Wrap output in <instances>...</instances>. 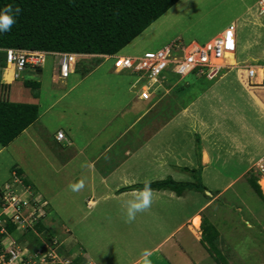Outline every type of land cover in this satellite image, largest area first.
<instances>
[{"label": "rangeland", "instance_id": "rangeland-1", "mask_svg": "<svg viewBox=\"0 0 264 264\" xmlns=\"http://www.w3.org/2000/svg\"><path fill=\"white\" fill-rule=\"evenodd\" d=\"M261 1L180 0L117 54L139 56L147 51H157L176 41L184 46L193 42L205 44L230 25L234 24L237 27L239 47L236 52V62L235 65L226 62L234 67L222 70L217 78L210 81L197 78L195 74L182 78L170 73L169 70L165 71L163 77H168L167 81L172 79L173 83L166 81V85L165 83L161 85L160 81L154 87V89L159 88L161 101L150 114L151 129L136 137L135 134L133 137L131 134L126 135L127 140H138L139 143L153 141L159 136V132L156 134V129L176 125L177 129H182V132L184 128L183 133L179 130L183 144L190 142L196 145L199 147L198 152L202 150L204 136L207 138L209 135L213 138L211 144L217 149L214 160L205 161L204 164L201 162L194 168L201 170L203 183L209 190L206 194L200 195L195 191L192 192V199L199 201L200 204V212L194 218L193 226L196 228L194 235L200 238L204 220L214 225L220 234L216 243L217 249L227 264H264V203L249 183L251 178H255L262 191L264 190L262 187L264 184V162H262L264 160V86L255 89L251 86L248 88L243 86L236 66L264 64V7L261 6ZM100 62L114 65V58L107 60L94 57L79 58L77 74L67 81L53 82V78L57 75L54 70L57 61L52 56L48 57L42 75L23 72L14 83L12 80H7L6 76L1 78V82L13 83L9 85L8 93L12 102L36 104L40 101L38 103L40 120L33 131L45 127L42 131H38V135L34 134V139H27L21 145L17 142V145L12 143L7 148L0 145V188L10 187V194L15 195L17 200L29 198L26 193L32 194L33 201L37 203L38 200L41 204L37 207L32 201L29 206L35 207V216L44 218L43 223L46 227L43 233H38L35 221L32 226L24 229H19L21 227L17 226L15 234L4 237L2 243L6 251L11 253L14 251L10 261L5 264H27L28 260L21 263L22 257L27 254L34 256L37 251L48 253L50 249L60 254L62 248L68 249L67 255H70V252H78L81 248L86 251V256L89 254L91 257V260L86 259V262L96 263L97 259L100 264H111L114 261V251L123 248L121 245L132 248L134 244H140L136 238L139 235L137 229L130 227L128 224L131 223H126L122 218H114L109 207L91 210L90 213L87 206L93 207L90 202L93 199L88 198L84 202L83 200L96 183L89 181L79 162L68 167L63 165V161L69 159L73 152L65 144L64 147L67 149L63 151L62 145L59 146L53 139L62 128L67 134L66 128L69 125L77 131L78 138L82 135L91 136L94 130L86 123L101 119L104 111L100 109L99 103L113 102L110 95L107 99V95L104 94L100 101H93L95 94L80 95L82 87L69 91L78 76H83L86 70ZM8 77L12 78L10 72ZM112 77L118 80L119 77L124 76L113 74ZM132 79L136 78L133 76ZM28 80L40 82L41 88L37 91L26 88L24 82ZM142 91L141 88V93ZM203 92L207 96L199 100L197 104L199 113L198 110L196 112L201 122H205L203 127L209 128L206 130L202 127L203 134L198 131L192 132V126L186 115H183L186 117L182 116L181 128L180 120L176 119L178 113L183 112L181 108L186 110L189 104ZM174 94L179 95L176 103L171 99ZM37 96L41 100L37 101ZM0 98L6 99V93H1ZM192 114L196 115L195 111ZM41 134L42 141L39 140ZM100 138L101 136L98 140ZM110 154H107L106 158ZM73 156L75 157L76 154ZM17 169L26 171L28 178L25 174L23 178L35 182L44 196L54 195L60 213L56 210L51 212L49 203L44 200L42 194L34 188L31 181V187L26 186L22 177L16 174ZM80 180L85 182L84 189L79 192L71 191L69 185ZM182 182L195 183V180L189 174V178H184ZM48 199L50 201L51 198ZM192 205H195V201ZM1 206L0 203V214ZM192 208L191 210H194ZM8 218L2 217L1 225L7 223ZM30 220H27V223L30 224ZM61 225H65V228L58 235L56 227ZM185 235H187L185 230L178 235V239H181L182 251L178 248L172 249L175 243L170 242L162 248L160 254L169 257L177 255L172 257L171 261L174 263H178V256H182L181 260L186 259L178 264H192L191 259L194 262L198 259L201 264L214 263L213 259L203 263V256L210 255L207 247L203 242L192 243ZM60 237L66 238L62 245ZM51 250L49 253H52ZM14 255L17 259L13 263ZM63 257L65 256L60 255L61 259ZM67 259L77 258L71 256Z\"/></svg>", "mask_w": 264, "mask_h": 264}, {"label": "crops", "instance_id": "crops-1", "mask_svg": "<svg viewBox=\"0 0 264 264\" xmlns=\"http://www.w3.org/2000/svg\"><path fill=\"white\" fill-rule=\"evenodd\" d=\"M223 32L217 34L214 38L220 36ZM84 56L100 58L102 60L111 59L112 57L94 55ZM45 66L46 65L37 69H28L24 72L42 75ZM4 67L0 66L1 78H4L6 73L10 70L9 67L4 71ZM78 67L77 62L74 73L71 74L68 79H60L59 74L57 73L53 78V82H57L58 80H70L72 76L77 74ZM54 70L57 72V64L55 65ZM86 71L83 76H78V78H76L77 80L72 83L69 91H72L76 87H82L80 90V93L81 91L82 93L80 95L89 96L95 94L93 101H100L104 94L107 95L106 98L108 99L110 98V95L113 98V102L111 104H107L106 102L103 104L99 103V107L104 111L105 115L103 113L101 119H98L95 122L86 123L88 127L94 130L91 136L82 135L81 138H78L77 131L74 127L69 125L66 128L68 130L67 134L63 128L59 131L63 132L65 135L63 141H58L56 139V134L53 136V139L56 144L59 146L62 145L63 151H65L66 148L64 146L67 145L71 149V152H73L74 155L76 154L75 157L71 154L69 159L63 161V165L68 167L73 163L79 162L81 167L83 166V170L86 173L85 175L88 176L89 181H94V183H96L92 189L90 188V193L85 195L83 200L84 202L88 198L93 199L90 200L93 207H88L86 205L90 210V213L91 210L102 209L106 206V208L109 207V209H111L114 218H122L126 222L124 209L122 207L123 202L130 198L126 194L130 193L133 189H140V185H143L145 182L153 183L168 178H172L177 182H182L184 181V178H189V174L183 170L184 168L194 169L198 167L201 162L204 164L205 161H213L217 149L215 148V145L212 146V137L209 135L207 138H204L205 136L203 137L204 144L201 152H198L199 147H196V145H193L190 142L183 144L181 137L182 134H180L179 131L181 130L182 132V129H177L178 126L176 127V125L165 126L164 128L160 127L158 130L156 129V134L159 132V136H157V138L155 137L153 141L148 140L139 143L138 140H127V134H131L132 137L135 134L136 137V135L144 134L147 130L151 129L152 117H150V114L155 106L161 101V96L158 94L159 88L152 91V98L147 101L141 99L140 87L142 84L138 83V76L133 73L118 72L115 70L114 65L106 64L105 62H100ZM113 74L114 76L122 75L124 77H119L118 80H114L112 79ZM133 76L136 78L135 80L132 79ZM167 78L168 77L164 76L160 79L161 85L164 83V85H166ZM14 82L15 80H13V83ZM169 82L172 84L173 80L170 79ZM12 84L9 85L11 86ZM174 95L171 96V99L176 103L179 95ZM203 96L205 97L207 94L204 95L203 92V94L197 96L189 104V107L186 110L181 108V111L183 112H179L176 117V119L181 122V128L183 121L182 116L186 115L188 116L187 119L190 126H192V132L198 131L201 132L200 134H203L201 129L205 122H201L202 120L199 119V114L197 115L196 112V110H198L197 104ZM8 99L10 100V96ZM36 99L37 101L41 100L38 96ZM38 103L36 104L38 105ZM93 104L96 106L95 102H93ZM194 111L196 115L192 114ZM90 119L92 120V118ZM39 120L40 119H38L33 126L29 127L13 143V145H15L16 142L18 145L19 143L21 145L27 139H34V134L38 135V131H42L45 128L42 126L39 127L37 131H33L35 130V126H38L37 124ZM141 123H143L142 126L140 125ZM40 128L42 129L40 130ZM203 128L207 130L209 127L204 126ZM108 129H110V131H108ZM207 132L208 131H206V133ZM100 136L101 138L98 140ZM40 139L42 141V134L39 137V140ZM107 154H110L108 158H106ZM23 172L28 178V173L24 170ZM126 181L134 182L127 183ZM31 183L34 188L41 193L35 185V182L33 183L31 181ZM192 192L193 191H189L184 196L179 197L172 191L154 190L155 196L151 209L147 212L138 214L135 221L128 224L130 227L137 229L136 231H138L137 234L139 235L136 238H138L137 241L140 244L136 243L132 248L125 247L126 245H121L123 248L114 251V261L111 264H136V262L141 259L142 253H147L149 264H178L181 263V261L183 262V260H186L184 257V259L181 260L182 256H178V263H174L171 261L172 257H176L177 255H172L170 258L166 254H160V252L162 248L170 242L175 243L174 246H172V249L178 248L179 251H182L183 247L181 245V239H178V235L183 230L187 232L185 237L189 241L194 244L202 243L203 231L201 230L200 238L194 235L196 228L193 226V220L200 212V204L199 201L194 200V198L192 199ZM197 194L200 195V193ZM42 196L44 197V200L49 203L51 212L56 210L60 213V207H56L54 195L50 197L42 194ZM48 198L52 199H50L51 202ZM193 201H195V205H192ZM196 204H199V206ZM192 206H194V208H192ZM191 208L194 210H191ZM83 219L85 220L86 217ZM64 228L65 225L56 227L57 234L59 235V232ZM65 239L66 238L64 237L60 240L61 245ZM79 246L81 247L80 244ZM115 246L116 243L114 242V249L116 248ZM118 247H120V245H118ZM79 249L78 252H70V255H67L68 249L64 248L63 250L62 248L58 255L65 256L63 258L71 256L77 258L74 259L75 263L77 262L76 264L86 263V259L91 260L89 254L86 256L85 250L81 248ZM83 252L85 253V256H83ZM208 259L212 260L213 257L211 255H207L206 257L203 256V263ZM190 261L192 264H199L200 262L198 259L196 262H194L193 259ZM213 262L214 263L212 264H217L214 259ZM96 263L100 264L97 259ZM201 263L202 262H200V264ZM141 264H143V261H141Z\"/></svg>", "mask_w": 264, "mask_h": 264}, {"label": "trees", "instance_id": "trees-1", "mask_svg": "<svg viewBox=\"0 0 264 264\" xmlns=\"http://www.w3.org/2000/svg\"><path fill=\"white\" fill-rule=\"evenodd\" d=\"M179 1L0 0V11H3L7 5L22 9L20 15L16 17V23L12 30L6 34H0V49L115 56ZM0 66H5L3 53H0ZM1 77L0 73V82ZM239 79L243 86L250 87L243 69L239 70ZM24 86L37 91L41 88V83L28 80L25 81ZM248 90L250 91L251 88ZM1 93H6L9 98V85L5 92L0 89ZM252 94L254 95V93ZM7 98H0V145L3 148L14 143L40 117L39 105L11 102ZM183 170L192 175L195 183L177 182L168 178L150 183L151 188L156 191H172L179 197L189 191L200 194L208 192L209 189L203 183L200 169L184 168ZM16 174L22 177L26 186L31 187L30 181L23 178V170L17 169ZM249 183L264 203V190L262 191L258 180L251 178ZM143 186L144 184L140 185V188ZM0 203L3 204V201ZM43 219H40L39 223L35 225L38 233H43L46 230ZM2 228L4 231L1 233ZM202 231V242L207 247L209 254L217 264H227L217 249L216 243L220 234L214 225L208 224L204 220ZM16 232L17 225L11 219H8V222L0 227V255L5 253L7 260L10 259L11 252L6 251L2 241L4 237Z\"/></svg>", "mask_w": 264, "mask_h": 264}, {"label": "built area", "instance_id": "built-area-1", "mask_svg": "<svg viewBox=\"0 0 264 264\" xmlns=\"http://www.w3.org/2000/svg\"><path fill=\"white\" fill-rule=\"evenodd\" d=\"M260 4L264 7V0ZM229 34H231L230 37ZM229 39L231 40V47H228ZM238 47L237 27L232 24L220 36L205 44L193 42L184 46L179 41H176L172 44L165 45L157 51H147L140 56L115 55L111 58H114L116 71L130 72L138 76V83L142 84L141 88L143 90L140 97L148 101L152 98V91L155 85L160 83V79L163 77L165 71L169 70L171 73L182 78L195 74L197 78H204L210 81L222 70L234 67V65L226 63V55L232 53L235 59ZM0 53L4 54L6 64V67L3 68L4 71L9 67L14 69L13 80L20 78V74L28 69L43 67L47 63L49 56L54 57L57 61L59 78L68 79L74 73L78 59L86 57L71 53H49L21 49H0ZM218 62H221V64H218ZM253 64H242V67L241 65L236 66L239 70L243 69L246 72V79L249 86L255 89L264 86V64ZM260 74H262L261 78L259 77ZM0 85L1 91L5 92L9 84L3 81L0 82ZM56 139L63 141L65 139L64 133L58 132ZM26 195L29 198L17 200L15 195L10 194V187L0 188V201H3L0 219L2 220V217H9L8 219H11L18 227H21L19 229L30 227L35 221L36 224L39 223L40 217L34 215L35 207L29 206L34 200L32 198L33 195L28 193ZM33 202L37 207L41 204L38 200L36 201L37 203L35 201ZM35 214L37 215V213ZM1 220L0 227H3ZM27 220H30V224L27 223ZM2 230L4 231L3 228ZM49 251L48 253L37 251L34 256L27 254L25 255L26 257H22L21 263L28 260L27 264H76L73 259H61L56 251L51 250L52 253H49ZM11 254H14V251ZM10 259L7 260L6 254L3 253L0 255V264H5ZM16 259L15 257L13 263ZM83 264L96 263L90 261Z\"/></svg>", "mask_w": 264, "mask_h": 264}, {"label": "clouds", "instance_id": "clouds-1", "mask_svg": "<svg viewBox=\"0 0 264 264\" xmlns=\"http://www.w3.org/2000/svg\"><path fill=\"white\" fill-rule=\"evenodd\" d=\"M21 11V8H14L12 5H7L3 11H0V34H6L12 30V27L16 23V17L20 15ZM126 182L133 183L134 181ZM84 187V180H80L69 185V189L73 192L82 191ZM126 195H128L130 198L123 202L122 207L124 209L126 222L132 223L135 221L138 214L147 212L151 209V206L154 202L155 193L151 188L150 182H145L142 188L133 189ZM141 261H143V264H149L147 253H142L141 259L138 260L136 264H141Z\"/></svg>", "mask_w": 264, "mask_h": 264}, {"label": "bare ground", "instance_id": "bare-ground-1", "mask_svg": "<svg viewBox=\"0 0 264 264\" xmlns=\"http://www.w3.org/2000/svg\"><path fill=\"white\" fill-rule=\"evenodd\" d=\"M226 58H227V61H228V62H230V63L232 62V64L235 65L234 62H236V61H235V59H234V54L229 53V54L226 55ZM218 64H221V62H218ZM9 72L11 73L12 78H9V77H8V76H9ZM12 73H13V68L10 67V70L6 73L5 76H6L7 80H8V79H9V80L11 79L12 82H13V74H12ZM7 74H8V75H7ZM218 75H219V74H218ZM218 75H217V76H218ZM5 76H4V78H5ZM217 76H216L215 78H217ZM261 76H262V74H260L259 77L261 78ZM215 78H214V79H215Z\"/></svg>", "mask_w": 264, "mask_h": 264}, {"label": "snow or ice", "instance_id": "snow-or-ice-1", "mask_svg": "<svg viewBox=\"0 0 264 264\" xmlns=\"http://www.w3.org/2000/svg\"><path fill=\"white\" fill-rule=\"evenodd\" d=\"M231 36V34H229V37ZM232 44H231V40L229 39V43H228V47H231Z\"/></svg>", "mask_w": 264, "mask_h": 264}]
</instances>
